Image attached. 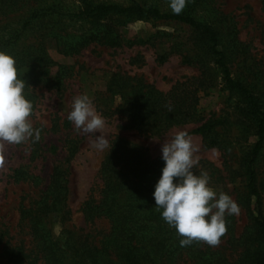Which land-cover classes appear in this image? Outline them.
Segmentation results:
<instances>
[{"label": "trees", "instance_id": "1", "mask_svg": "<svg viewBox=\"0 0 264 264\" xmlns=\"http://www.w3.org/2000/svg\"><path fill=\"white\" fill-rule=\"evenodd\" d=\"M188 3L190 6L176 15L162 12L155 5L144 6L136 2L122 6L116 2L72 0L69 6H64L47 0H0V18L10 14L15 18L0 26V29L7 28V32L0 35V50L15 58L18 78L26 81L24 94L34 110L37 103L35 84L43 69L57 66L50 84L57 93L62 92L64 81L74 70L73 66L59 64L49 57L46 38L54 39L60 52L75 55L90 43L119 47L124 42L119 25L115 21H105L110 16L171 19L190 27L197 35V49L195 43L187 51H181L180 57L184 64L199 66V75L177 79L163 91L141 77L115 71L109 75L105 89L96 93L93 102L102 115H118L124 119L125 126L144 134L159 135L176 125L201 122L191 132L201 136L205 147H219L227 153L231 151V144L224 142L222 137L224 122L216 118L202 119L197 111L198 103L201 94L214 86L217 73L223 85L238 94L250 113L256 139L242 156L241 184L239 189L234 188L236 201L247 216V223L237 237V244L241 247L237 259L231 262L216 250L202 247L201 242L180 246L181 237L163 220L162 210H157L153 197L164 161L161 156H150L145 147L115 136L100 164L98 197L87 198L81 206L87 221L105 218L109 230L98 240L66 228L58 237L51 235L47 226L48 215L65 207L67 194L64 182L67 169L57 163L37 197L28 202L23 197L18 203L19 226L26 230L29 239L12 243L7 230L0 229V256L5 261L13 264H264V201L261 194L264 181L260 177L264 172L259 170L260 157L264 156V94L254 91V79L262 76L263 69L246 64L249 55L237 38L234 24L227 22L226 14L218 8L197 5L193 0ZM262 10L264 12V0ZM62 20L101 23L102 27L77 34L61 28ZM29 29L33 33L28 34ZM225 35L230 37L226 47L222 46ZM146 42L148 39L137 38L128 41V45ZM228 51L229 56L232 55L229 61H235L238 54L242 56L244 53L236 70H232L228 62ZM159 59L162 61V56ZM133 60L138 61L137 58ZM252 68L257 70L254 78L250 74ZM52 122L51 129L58 130V119L54 118ZM67 125L64 120L62 126ZM65 143L68 160L77 147L73 139H67ZM56 148V145H50L48 150L54 152ZM37 150L35 144L32 152ZM224 169L226 175L203 161L193 171L197 174L207 171L211 187L214 190L221 187V192L226 189L225 180L231 181L230 173L235 172L227 160ZM10 176L15 181L25 180L34 187L41 183L40 176L23 166L14 168ZM230 225L231 216H226L227 228H231Z\"/></svg>", "mask_w": 264, "mask_h": 264}, {"label": "rangeland", "instance_id": "2", "mask_svg": "<svg viewBox=\"0 0 264 264\" xmlns=\"http://www.w3.org/2000/svg\"><path fill=\"white\" fill-rule=\"evenodd\" d=\"M71 1L47 0L48 3H60L64 6H69ZM93 1L116 2L122 6L136 2L144 6L155 5L162 12H172L169 7V0ZM190 1L187 0L183 10L190 6L188 3ZM193 1L200 6L218 8L227 15V22L234 24L237 30V38L241 42L242 48L247 51L246 55H249L246 64H251L257 69H263L262 76L254 79L256 83L254 91L264 94V12L262 0ZM193 14L195 15V13ZM10 18L15 19L13 14L0 18L2 19L0 26ZM105 21H115L119 25V30L125 39L119 47L90 43L78 54L69 55L58 50L54 39H45L46 52L49 57L59 64L73 66L74 70L64 81L62 92L57 93L50 88L51 77L54 75L57 66H49L45 71L43 69V73H40L35 84L37 103L30 117L33 127L41 130L40 140L33 142L32 139H29L19 145L6 144L4 146V162L3 165H0V229L7 230L12 243L21 239L25 241L29 239L26 230H22L19 226L17 209L19 201L23 197H25V202L36 198L39 189H43L48 183L52 168L57 163H61L62 168L67 169L64 175L67 194L65 207L61 211H52L48 215L47 226L51 235L58 237L66 228L98 240L109 230L110 225L107 219L97 218L91 222L87 221L81 210V206L87 198L98 197L101 188L99 168L108 149L97 150L93 143L95 136L78 132L74 124L67 119L75 96L87 93L94 100L96 93L105 89L109 75L115 71L141 77L147 83L163 91L168 90L177 79L194 77L200 73L199 66L184 64L181 61V51H187L195 43L197 49L198 41L195 42L197 35L187 25L171 19L137 18L127 15L110 16ZM97 26L102 27V24L94 25L89 22L72 20H62L60 24L61 28L65 27L77 34L89 32ZM6 32L7 28L0 29V35ZM27 32L31 34L32 31L29 29ZM30 38L25 41V47ZM137 38L148 39V42L128 45V41ZM227 40H230V37L225 35L222 39V46H227ZM229 46H232V43ZM238 51L241 52V49ZM226 54L232 70H236L241 64L244 53L242 56L238 54L235 61H229L232 58V55L229 56V51ZM160 56H162V61L159 59ZM133 58H137L138 61L133 60ZM256 72L257 70L252 68L250 74L253 78ZM197 111L202 119L216 118L224 122L222 137L224 142H230L231 151L225 153L219 147H205L201 136L191 132L201 122L176 125L159 135H150L125 126L124 119L118 115L108 117L98 112L105 120L103 133L109 139V145L115 136H120L145 147L152 157L161 156V145L164 140L170 141L178 131H187L197 148L194 154L198 158L196 166H199L203 161L211 163L221 169L223 175H226L224 161L227 160L231 169L235 170V172L230 173L232 180H225L227 182L225 184L226 189L221 190V192L230 195L237 203V191L234 188L239 189L241 184L242 156L256 139L250 113L244 108L243 100L238 94L223 85L218 73L214 79V86L210 87L206 93L201 94ZM54 118H57L60 124L58 130L51 129ZM64 120H67V127L62 126ZM67 139H73L77 147L74 155L68 160L65 143ZM35 144H37L38 150L33 153L32 149ZM50 145L57 146L54 152L48 150ZM259 161V165H261L259 170L264 172V156H261ZM19 166H23L30 173L40 176V185L34 187L25 180H13L10 176L11 172ZM260 177L264 181V173H261ZM220 189L221 187H218L215 191L219 192ZM261 194L264 201V191ZM238 206L239 214L231 215L232 226L230 225L231 228L226 226L227 230L221 236L217 246H209L207 243L201 242L202 247L216 250L221 257L224 256L231 262L238 257L241 247L237 244V237L247 223L245 210L240 205ZM0 264L13 263L5 261L0 256Z\"/></svg>", "mask_w": 264, "mask_h": 264}, {"label": "clouds", "instance_id": "3", "mask_svg": "<svg viewBox=\"0 0 264 264\" xmlns=\"http://www.w3.org/2000/svg\"><path fill=\"white\" fill-rule=\"evenodd\" d=\"M186 3L187 0H169V7L173 14L179 15ZM25 84L24 79L18 78L15 58L0 50V165L4 162L6 144L19 145L41 138V130L34 128L30 119L33 104L24 94ZM67 119L78 132L95 136L93 143L97 150L108 149L109 139L103 133L105 120L87 93L73 98ZM196 151L187 131H178L170 141L164 140L161 145L164 166L153 197L157 210H162L163 220L181 237V247L194 241L217 246L227 230L226 216L238 215L240 209L230 195L217 193L211 187L207 171L198 174L193 171L198 163Z\"/></svg>", "mask_w": 264, "mask_h": 264}]
</instances>
